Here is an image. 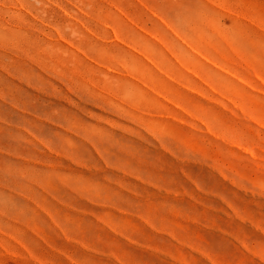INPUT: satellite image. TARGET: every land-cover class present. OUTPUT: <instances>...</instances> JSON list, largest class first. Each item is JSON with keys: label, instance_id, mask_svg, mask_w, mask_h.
Masks as SVG:
<instances>
[{"label": "rangeland", "instance_id": "374dc122", "mask_svg": "<svg viewBox=\"0 0 264 264\" xmlns=\"http://www.w3.org/2000/svg\"><path fill=\"white\" fill-rule=\"evenodd\" d=\"M0 264H264V0H0Z\"/></svg>", "mask_w": 264, "mask_h": 264}]
</instances>
